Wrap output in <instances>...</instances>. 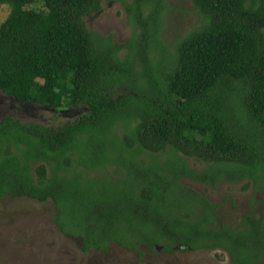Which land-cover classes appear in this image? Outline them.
I'll use <instances>...</instances> for the list:
<instances>
[{"label":"trees","instance_id":"16d2710c","mask_svg":"<svg viewBox=\"0 0 264 264\" xmlns=\"http://www.w3.org/2000/svg\"><path fill=\"white\" fill-rule=\"evenodd\" d=\"M114 1L134 26L123 43L85 22L103 0H0V90L86 108L59 126L0 119V198L53 202L84 252L221 248L264 264V215L218 222L182 183L264 192V0H192L202 22L173 51L159 37L166 0Z\"/></svg>","mask_w":264,"mask_h":264},{"label":"rangeland","instance_id":"374dc122","mask_svg":"<svg viewBox=\"0 0 264 264\" xmlns=\"http://www.w3.org/2000/svg\"><path fill=\"white\" fill-rule=\"evenodd\" d=\"M166 2L167 8L161 18L159 37L173 51L175 43L200 26L202 20L192 0ZM9 11L8 5L0 4V24ZM85 22L96 34L111 35L115 43H123L134 34V26L128 20L125 7L114 0H103L102 9L88 16ZM124 53L122 51L121 55ZM84 110L86 108L80 106L55 111L36 103L20 102L0 90V119L5 115H12L23 121L59 126ZM188 165L193 169L205 166L198 165L190 158ZM115 169L109 167L107 170L113 174ZM182 183L191 190L200 192L215 205L218 222L239 223L242 216L250 211L257 216L264 215V192L254 190L252 185L242 189L245 180L219 182L217 187L191 179H183ZM56 212L51 201L0 198V264H232L230 256L221 248L196 251L177 248L174 253L165 254L160 247L150 251L141 245L143 254L140 255L136 250H128L113 243L106 251L91 249L84 252L78 239L61 233L54 222Z\"/></svg>","mask_w":264,"mask_h":264},{"label":"flooded vegetation","instance_id":"af4514ba","mask_svg":"<svg viewBox=\"0 0 264 264\" xmlns=\"http://www.w3.org/2000/svg\"><path fill=\"white\" fill-rule=\"evenodd\" d=\"M48 109H52V108H48ZM60 110H62V109H59V110L57 109V110H55V111H60ZM144 247H145V246H144ZM177 248H181V247H176V249H177ZM160 250H161V249H160ZM102 251H103V250H102ZM160 253H161V252H160ZM162 253H164V252H162ZM165 254H172V253H165ZM137 257H138V256H137Z\"/></svg>","mask_w":264,"mask_h":264},{"label":"clouds","instance_id":"9594fccd","mask_svg":"<svg viewBox=\"0 0 264 264\" xmlns=\"http://www.w3.org/2000/svg\"><path fill=\"white\" fill-rule=\"evenodd\" d=\"M16 99V98H15ZM26 103H29V102H26Z\"/></svg>","mask_w":264,"mask_h":264}]
</instances>
